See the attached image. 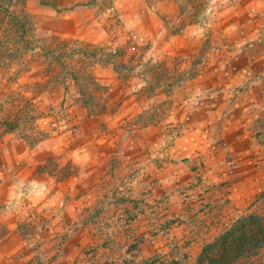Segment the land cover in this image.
I'll return each mask as SVG.
<instances>
[{
    "label": "rangeland",
    "instance_id": "obj_1",
    "mask_svg": "<svg viewBox=\"0 0 264 264\" xmlns=\"http://www.w3.org/2000/svg\"><path fill=\"white\" fill-rule=\"evenodd\" d=\"M45 2L17 8L36 44L106 47L121 65H94V115L40 54L11 70L48 137L29 146L0 125V264L140 258L174 240L193 261L264 207V0H204L197 23L178 0Z\"/></svg>",
    "mask_w": 264,
    "mask_h": 264
},
{
    "label": "trees",
    "instance_id": "obj_2",
    "mask_svg": "<svg viewBox=\"0 0 264 264\" xmlns=\"http://www.w3.org/2000/svg\"><path fill=\"white\" fill-rule=\"evenodd\" d=\"M25 1L0 0V87L5 75L9 76L5 88L0 92V125L10 132L19 131L21 138L33 146L48 137V133L34 127L40 116L32 100L10 85L14 80L11 70L15 66L23 65L31 53L40 54L48 70H54L50 81L60 85L71 79L78 89L77 102L88 115H94L106 110L100 100L103 88L95 77L94 65L101 62L118 70L121 64L116 59L120 55L106 47L76 45L66 40L53 46H39L34 41L31 22L17 11ZM40 1L49 5L45 0ZM203 2L178 0L180 16L183 18L191 14L193 23H197L204 10ZM151 72L154 78L161 77L158 70L152 69ZM153 90L150 88L149 92ZM185 249V245L174 240L166 251L157 250L140 258L129 251L128 256L117 251L116 254H106L102 261L103 258H97L96 252H93L85 264H264V207H256L223 225L217 235L202 244L193 261L184 252Z\"/></svg>",
    "mask_w": 264,
    "mask_h": 264
},
{
    "label": "clouds",
    "instance_id": "obj_3",
    "mask_svg": "<svg viewBox=\"0 0 264 264\" xmlns=\"http://www.w3.org/2000/svg\"><path fill=\"white\" fill-rule=\"evenodd\" d=\"M249 7H253V5H249ZM256 7H264V3L256 5Z\"/></svg>",
    "mask_w": 264,
    "mask_h": 264
}]
</instances>
